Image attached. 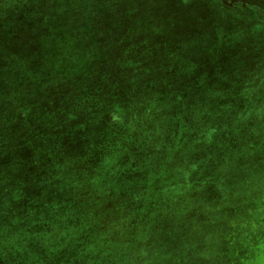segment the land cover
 <instances>
[{
  "label": "rangeland",
  "instance_id": "1",
  "mask_svg": "<svg viewBox=\"0 0 264 264\" xmlns=\"http://www.w3.org/2000/svg\"><path fill=\"white\" fill-rule=\"evenodd\" d=\"M178 1L0 0V264H264V0Z\"/></svg>",
  "mask_w": 264,
  "mask_h": 264
},
{
  "label": "crops",
  "instance_id": "2",
  "mask_svg": "<svg viewBox=\"0 0 264 264\" xmlns=\"http://www.w3.org/2000/svg\"><path fill=\"white\" fill-rule=\"evenodd\" d=\"M171 1V0H170ZM171 4H173V6L175 5L176 6V14H181V12H182V8H183V6H184V2L183 3H181V2H179L178 0H172V2H171ZM181 7V8H180ZM191 7H194V5L192 4V2L191 3H189L188 4V9H192ZM198 8V7H197ZM196 8V9H197ZM168 9V11H169V8H167ZM193 9H195V8H193ZM199 10V9H198ZM147 11V10H146ZM148 11H150V10H148ZM168 11H166L165 13H166V15H164V14H162L163 13V10L161 9L160 10V12H156V13H153L152 12V14H150L149 13V19L151 20V22H153V24L155 25V27H153V29H154V31L156 32V33H159V32H161V31H164V29H165V27H167V25H168V20H172L173 19V14H171V15H169V13H168ZM181 11V12H180ZM153 20V21H152ZM166 23V24H165ZM169 24H171L170 22H169ZM171 25H173V23L171 24ZM149 27L147 26V25H144L143 26V30L142 31H144L145 29H148ZM134 50V49H133ZM135 57V56H134ZM133 57V58H134ZM133 63H136V61H134Z\"/></svg>",
  "mask_w": 264,
  "mask_h": 264
},
{
  "label": "trees",
  "instance_id": "3",
  "mask_svg": "<svg viewBox=\"0 0 264 264\" xmlns=\"http://www.w3.org/2000/svg\"><path fill=\"white\" fill-rule=\"evenodd\" d=\"M75 125H77V123ZM78 125H81V124H78Z\"/></svg>",
  "mask_w": 264,
  "mask_h": 264
}]
</instances>
